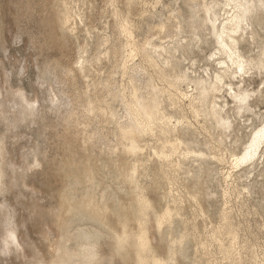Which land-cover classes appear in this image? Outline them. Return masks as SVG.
<instances>
[{
    "label": "rangeland",
    "instance_id": "obj_1",
    "mask_svg": "<svg viewBox=\"0 0 264 264\" xmlns=\"http://www.w3.org/2000/svg\"><path fill=\"white\" fill-rule=\"evenodd\" d=\"M44 1L29 0L34 8L30 11L26 8L27 0H0V100L7 98L9 92L22 89L28 98L45 104L41 98L47 94L46 79H52L53 61L59 60L61 55L56 48L41 46L43 29L39 18ZM48 3L57 22L62 20L67 9L74 18L71 25L62 26L58 33L70 42L68 65L79 69L81 62L84 67L70 87L74 97L82 100L87 109L80 119L81 124L90 118L93 121L96 114L93 106L98 104L99 95L108 90L102 100L109 110L108 115L96 125L102 127V152L83 143L81 153L84 160L77 161L76 157L75 165L69 167L62 163L59 143L51 137L52 132L40 133L41 121L37 120L35 124L25 118L13 127H7L6 123L13 122L11 113L7 114L10 122L0 121V137H7L8 157L13 165L26 166L34 162L31 155L36 146V151L39 149L37 158L41 160V166L25 172V179L21 180L19 187L0 195L1 204H10L14 208L15 231L24 250L20 248L18 251V260L12 253L0 254V264H24L32 259L35 249L41 254L53 250L50 245L58 233L51 216L63 202L69 215L65 216L66 234L71 241L66 242L65 237L61 241H65L67 248L78 250L79 257H72L76 262L80 260V254L92 252L104 259L103 264H137L138 236L141 229H146L150 234L145 253L149 264L156 259L165 260V264H264V148L251 164L238 171L231 168L233 156L241 155L256 129L264 123V82L261 84L264 68L248 87L250 91L257 88L260 91L250 103L251 110L244 108L238 113L233 104L221 101L222 116L227 118L230 126L220 128L208 113L209 109H205L206 115L197 118L184 100L173 104L166 93L158 94L161 112L156 116L170 118L172 124L183 121V127L178 126L180 132L173 130L170 124L165 126L157 121L154 122L153 135H141V150L137 153L115 150L111 155L106 144L118 146V118L124 112L123 105L130 100V84L123 64L130 59L131 48L128 50V47L133 43H129L135 41L140 45L145 42L149 27L163 24L170 12L175 11L172 13L179 19L181 36L185 40L175 47L178 64L171 56H166L174 71L167 65H160L153 52L150 55H155L152 57L161 70L153 62L146 64L142 55H138L132 64L148 65L145 71L151 74L159 89L171 90L166 81L156 79L155 75L164 74L168 82L190 91L195 80H208L206 75L212 76L218 71L217 63L209 59L216 50L209 24L203 25L184 0H49ZM123 21L124 25L132 26L129 28L134 36L131 40L120 32ZM251 23L259 38L253 44L241 42L238 47L245 57L264 63V21L253 16ZM59 68L66 73L65 66L61 64ZM110 71L114 72V96L110 95L112 87L106 81ZM182 73L186 76L181 79ZM43 81L45 84L41 86ZM54 87L58 85L54 84ZM143 93L140 94L147 97ZM91 109L93 112L89 111ZM82 126L79 124L83 132ZM171 143L179 144L176 155L170 154L168 159L154 155L163 150L162 146L165 151L170 150ZM185 152L191 153L189 157L184 158ZM103 154L108 156L105 158ZM56 162L62 173L59 176L52 172ZM228 174H231L230 179ZM104 215L110 216L112 221H107ZM165 215L168 218L159 226L160 218ZM6 220L0 218V230ZM123 227L130 231V236L115 248L118 256L114 262L108 263L110 244L117 238L115 230ZM43 236H47L50 243ZM80 241L85 249L77 247Z\"/></svg>",
    "mask_w": 264,
    "mask_h": 264
},
{
    "label": "bare ground",
    "instance_id": "obj_2",
    "mask_svg": "<svg viewBox=\"0 0 264 264\" xmlns=\"http://www.w3.org/2000/svg\"><path fill=\"white\" fill-rule=\"evenodd\" d=\"M184 1L185 4L188 5L190 10L194 11V14L198 15V18L199 20H201L203 25L209 24L211 33L213 35L214 43L216 46L215 52L209 55V59L217 63L218 71L214 72L212 76L206 75V78L208 80H200V81L195 80L194 87L193 88L191 87L190 91H186L184 88H182V86L178 87L170 81L168 82L166 78L163 76L164 74L163 75L157 74L155 75L156 79L162 80L163 83L166 81L168 89L170 88L173 91V93L170 92L171 90L168 91L167 88L159 89L158 85L154 84L151 74L148 75L147 71H145L148 65L147 66L145 65L146 67L143 66L145 68L144 69L140 64L139 65L135 63L132 64V62L134 61L135 58H138V55L140 56L142 55V58L144 60L141 58L140 59L146 62V64L153 62L154 65H156V61H154V57H152L154 54H156L157 58L161 62L160 65L162 66L167 65L171 67V65L168 64L170 62H168L169 60L167 58L169 57H166L167 55L171 56L177 64L179 63L178 59H176L175 57V54L178 53L177 52L178 50L175 47L177 44H179L180 41L185 40V38L181 36V26L179 19L176 17V14L175 16L173 14L175 11H172L173 13L170 12L171 14L169 13L170 16H168V18L166 17L165 20L166 22L164 23L162 22L163 24L150 26L147 34L149 35V37H147L148 39L146 38L145 42H143L140 45H136L134 43L135 42L134 40H133L134 42L129 43V41L132 38H134V36L132 35L133 32L131 33L129 29L132 26L128 27L129 24L128 26L124 25V21H123V23H121L123 25H121L120 27L122 31L120 30V32L121 33L123 32L126 35L125 37L128 36L130 38V40L127 41V44L129 43V45H131L133 43L131 47H128L129 48L128 50H130V48L131 50H130V55H128L130 59L127 61L131 62V64L128 66L129 62H127L126 60L125 63H123L125 66L124 74L128 76V81L130 84L129 86L130 100L126 102L125 105H123L124 112L118 118L117 126H120L119 127L120 137L118 140L119 141L118 146L112 147L106 144V147L108 148V152H110L111 155L115 150H120V151L122 150L126 153H132V154H135L137 153V151L141 150L140 142L142 140H140V137L143 134L149 136L150 134L153 133L154 130L153 127L156 124V123L154 124V122L158 121L165 126L170 124L172 125V129L176 130L177 132L179 131L178 126L180 125L182 126V123L185 124L183 121L175 122V124H172L170 118H166L163 115H161L160 117L156 116L161 112V110L159 109L161 105L160 104L161 101L159 100L160 97L158 98V94L164 95L166 93V95H168L169 101H171L173 104H176L177 102L179 103L181 99L182 100L180 102L184 100L188 108L192 111L194 117L197 118L200 115H206L205 109H209L210 112L208 113H210L213 116L214 120L216 121V123H218L220 128H226L227 125L229 126L231 125L230 123H228L227 118L226 117L224 118L222 116V113L224 112V108L220 104L221 101L223 103H225V101L230 102L231 104H233V108L237 109L238 113H240V111L244 110V108L251 110L252 107L250 103L253 102L255 97L259 95L260 91L258 92V88L250 91L248 90L249 89L248 87L251 86L252 84L251 80H253L254 77L256 78L258 74L259 75L262 74L264 63L261 62V60L256 61L253 60L252 58L250 59L248 57H245L241 53L240 48L238 46L239 43L241 42L243 43L246 42L248 44L251 42V44H253L256 41V38H259L258 32L252 26L251 17L254 16L255 18L258 19V21H264V12H263L264 0H221L222 1L221 3L217 2V0H212L211 2L209 1L206 2V0H184ZM44 2H45L44 4L42 2L44 9L43 12H40L42 13V15L39 18L40 26L43 29V30L41 29L42 30L41 40L43 38V41L40 40L41 46L50 47L52 49L56 48L61 55L59 60L53 61L54 62V64L52 65L53 67L50 66L51 68H53L54 71L52 74V79L44 78L46 79L48 90L46 89L47 94L45 95V98L43 99L41 98V101L42 102L44 101L45 104L43 105L42 103L40 104L39 102L40 100L38 101L33 98H28L22 89H18L13 93L9 92L8 94H6L7 92H5L6 96L8 97L7 98L5 97L4 100H0V119H1L0 121L10 122L9 119L10 117H7L8 113L13 114L12 115L13 122L6 123L7 127H13L16 123L21 122L25 118H30L31 121L35 124L37 123V120L41 121L40 133L41 134L45 133L47 130H50L52 132L51 137L57 139V142L59 143L58 149L62 153L61 154L62 163L70 167V165L75 163L74 159L76 157H78L77 161H80L81 159L85 158L81 153V149H82L81 145H84L85 143L86 146L87 144L90 145L89 146L90 149L95 148V150L97 149L98 152H102L101 150L102 147L100 148V146L102 145L101 142H103V137H102L103 135H101V131H100L101 126L98 127L96 125L97 123H99V121L102 120V118H105V116L108 115L109 110L107 111V106L104 107V103L102 101L106 97L103 95L106 94L108 90H105L103 94L99 95L100 97H98L99 99L98 104L93 106V109L96 110L95 112L96 114L94 113L95 115L93 116L94 117L93 121H91L90 118L89 119L90 121L87 122L83 121V123L81 124L80 119L83 117L87 109L86 106H84L82 100H78L77 97H74V94L72 93L73 91H71L70 87L76 82L77 75L78 73H80L79 70L81 71L84 70V67L82 66L83 64L81 62L79 63V69L75 68L76 66L71 67L68 65V58H69L68 53H70L69 52L70 42L58 33V30L62 26L67 27L68 25H71L74 18H72L70 11H68L67 9V11L64 13L62 17V20L60 22H57L58 20L55 18V15L50 12L51 8L48 7L49 0H45ZM26 6H27L26 7L27 10L29 9L31 11L34 9L32 5H30L29 0H27ZM216 9H218L219 11L217 12ZM44 12L46 13L44 14ZM32 13L30 12V14ZM220 13H222V15H220ZM69 31L72 33L73 29ZM150 52H153L154 54H152L151 56ZM127 53L129 54V52ZM66 58L67 60H65ZM61 64L62 66L66 67L65 74H63L60 70H58L60 69L59 66ZM43 66H45V64ZM150 66L151 65H149V67ZM158 66L159 65L157 64L155 67L159 68ZM160 70H158V72ZM171 70H173L172 67ZM113 75L114 72H111L106 78L107 83H109V85H111L112 87V89L110 88L111 96H114V91L116 90V85L114 84V81H112ZM185 76L186 75L182 73L181 79L185 78ZM184 80H182V83H184ZM44 81L42 82V84H40L41 86L45 84ZM263 82L264 81L262 80L261 84H263ZM54 84L58 85V87L57 88L54 87ZM141 92H144L143 94H146L147 97L141 95L140 94ZM89 111L93 112L92 109ZM47 114H50L52 116L51 117L49 115L47 116ZM112 116L114 117V115ZM79 124L83 125L82 126L83 132L80 130ZM5 138L7 137L6 136L0 137V195H2L3 192L5 191L8 192L9 190H12V188L19 187L18 185L21 182V180L23 182V180L25 179L24 178L25 172L32 170V168L36 166L39 165L41 166V160H39L40 158L39 159L37 158V155L39 154V149L38 151H36V149L38 148L37 146L34 149H32L33 155L31 156L34 158V162L27 163L26 166L16 167L15 165H13L11 159H9L8 157L9 149L7 147V143H6L7 141ZM105 142L106 141H104V143ZM170 145H171L170 150L165 151L164 150L165 148L162 146L163 150L160 149V151L155 152L154 155L162 159L170 158L169 157L171 156L170 154L176 155L175 153L179 144L174 145L173 143H171ZM263 148H264V123L256 129V131L252 136V139L245 146L241 155L240 156L232 155L233 160H232L231 168L237 170L244 165L251 164L261 154ZM190 154H191L190 152H185L183 156L184 158H186L187 156L189 157ZM203 155L204 154L200 156ZM107 156L105 155L104 157L106 158ZM18 169H20V172H18ZM60 171H61L60 165L58 163L55 164L52 168V172L55 174L57 173L58 174L57 176H59L61 173ZM233 173L234 171L231 174ZM231 174H228L227 178L230 179ZM54 177L56 176L54 175ZM59 191L57 192L58 194L60 193ZM57 197L59 198L60 196L57 195ZM13 212L15 213L14 208L12 209L10 204H6L3 202L2 204L0 203V218L4 217L5 219H7L6 220L7 222L5 221L6 223L3 225L4 227L1 228L0 230V254L4 255L6 253L7 255V253L8 254L12 253L14 258L18 260L19 257L18 251H20V248L22 249V247H21L20 239L18 238V234H16L15 231L17 229L15 228L16 222L13 221L15 220V217L13 216L15 214H13ZM12 216L14 217V219L12 218ZM65 216L67 217L69 215L67 213V207L63 202L60 204L59 209L51 216L53 217V221H54L53 223L55 224L56 227L55 230L58 233V236H56L57 237L56 240L55 238H53V240L51 239L52 245L50 246H52L53 250L49 249V251H47L45 254H41L40 251L35 249L33 250L34 253L32 255V259L24 264H103L104 259L101 256H98V254L96 255L95 253L93 254L92 252L89 253L90 257L89 255L86 254L84 255L80 254L81 261L79 260L78 262H76L77 260L73 259L75 260L74 262L72 260V257L75 256L79 257L78 256L79 254L77 249H70L66 247L67 246L66 244L64 245L65 241L66 242L71 241L66 234L67 223ZM104 216L107 221L111 220L110 216L108 215H104ZM166 217L167 216L165 215L160 218L158 222L159 226L162 222L165 221ZM115 231H117L116 241L111 244L109 242V244L111 245V252L109 254V257H107L108 260H106L108 263L114 262L113 259L118 256V255L116 256L115 248L119 244L124 242V240L128 236H130L129 233L130 231L127 230L126 227L119 228ZM63 237H65L66 240L62 242L61 240L63 239ZM43 239L45 241L48 240L49 242V238H47V236H43ZM79 240H77V242ZM149 241H150L149 231L146 229H141L136 245L137 249L135 251V260L137 261L136 262L137 264H149L148 261L146 260V255H145ZM77 247H79L81 250L83 248L85 249L81 241L77 244ZM80 251L79 253H82ZM102 256L105 255L102 254ZM77 257L76 259H78ZM85 259L87 260L85 261ZM165 263H166L165 260L156 259L151 264H165Z\"/></svg>",
    "mask_w": 264,
    "mask_h": 264
},
{
    "label": "snow or ice",
    "instance_id": "obj_3",
    "mask_svg": "<svg viewBox=\"0 0 264 264\" xmlns=\"http://www.w3.org/2000/svg\"><path fill=\"white\" fill-rule=\"evenodd\" d=\"M9 264H10V262H9Z\"/></svg>",
    "mask_w": 264,
    "mask_h": 264
}]
</instances>
